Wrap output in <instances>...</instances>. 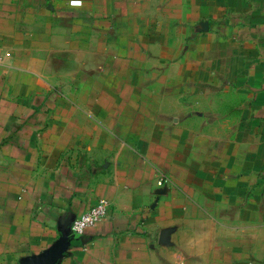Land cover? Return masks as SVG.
<instances>
[{
    "label": "crops",
    "instance_id": "0c3cea01",
    "mask_svg": "<svg viewBox=\"0 0 264 264\" xmlns=\"http://www.w3.org/2000/svg\"><path fill=\"white\" fill-rule=\"evenodd\" d=\"M55 248L264 264V0H0V264Z\"/></svg>",
    "mask_w": 264,
    "mask_h": 264
},
{
    "label": "built area",
    "instance_id": "2783aa9c",
    "mask_svg": "<svg viewBox=\"0 0 264 264\" xmlns=\"http://www.w3.org/2000/svg\"><path fill=\"white\" fill-rule=\"evenodd\" d=\"M162 181H158V185H161ZM109 203L105 199H100L98 202L88 208L86 212H84L79 217L72 220L70 224V233L73 236H80L88 229L93 228L99 222H101L104 218H106L108 214Z\"/></svg>",
    "mask_w": 264,
    "mask_h": 264
},
{
    "label": "water",
    "instance_id": "95a60500",
    "mask_svg": "<svg viewBox=\"0 0 264 264\" xmlns=\"http://www.w3.org/2000/svg\"><path fill=\"white\" fill-rule=\"evenodd\" d=\"M71 222H70V224H71ZM70 224H69V233H70ZM55 250H56V248L53 249V250H51V251H49V252L47 251V252L43 253L41 256H39L37 259L44 260L45 261V264H51L55 258L54 259L53 258H50V256H51V254H53V251H55ZM30 262H32V261H30Z\"/></svg>",
    "mask_w": 264,
    "mask_h": 264
},
{
    "label": "clouds",
    "instance_id": "9594fccd",
    "mask_svg": "<svg viewBox=\"0 0 264 264\" xmlns=\"http://www.w3.org/2000/svg\"><path fill=\"white\" fill-rule=\"evenodd\" d=\"M71 3L75 6H83V0H71Z\"/></svg>",
    "mask_w": 264,
    "mask_h": 264
}]
</instances>
